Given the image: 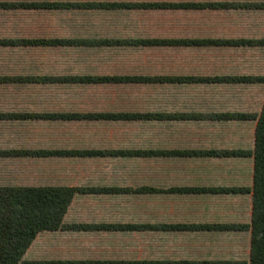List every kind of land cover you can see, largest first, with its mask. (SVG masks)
<instances>
[{
  "label": "crops",
  "instance_id": "crops-1",
  "mask_svg": "<svg viewBox=\"0 0 264 264\" xmlns=\"http://www.w3.org/2000/svg\"><path fill=\"white\" fill-rule=\"evenodd\" d=\"M35 1V0H22ZM42 1V0H38ZM52 1V0H49ZM59 1V0H56ZM85 1V0H61ZM118 1V0H117ZM264 2V0H155V2ZM123 11V10H120ZM176 16L185 26L180 36H164L155 38L173 39H217L245 38L252 40L264 39V36L229 35V32H257L263 27L264 10L217 9V10H155ZM37 17L38 12H32ZM142 34H125L124 36H140ZM239 36V37H237ZM22 48V47H21ZM174 49L180 54L177 60H184L186 66L178 72L168 74L189 75H264L260 72L257 62L264 46L228 47L194 45L180 47H161ZM27 49V48H23ZM207 53V54H206ZM204 54L209 58L205 61ZM132 56V54H128ZM191 58V59H190ZM259 58V57H258ZM190 59V60H189ZM259 60H261L259 58ZM174 62V61H173ZM175 63V62H174ZM116 64V63H115ZM126 69L137 70L132 63ZM124 69V70H126ZM4 75V74H0ZM257 85V84H253ZM31 86V87H28ZM35 85H1L0 84V115L3 114H44L53 112H109L138 111L130 107L103 108L90 110L80 107L75 98L79 94L78 87H52ZM167 88L169 85H166ZM239 87L232 84H199L172 85L169 100L158 103L155 111L163 112H203V113H258L248 112L239 104L235 97L213 93L212 88ZM251 86V85H250ZM209 97H208V96ZM97 99L96 94H89ZM88 96V97H89ZM209 101H206V98ZM213 97V99H212ZM225 97V98H224ZM264 99V98H263ZM263 102V100H262ZM262 105V104H261ZM247 105H245L246 107ZM242 110H238L241 109ZM261 109V107H260ZM145 111V110H143ZM147 111V110H146ZM153 111V110H151ZM158 124L157 136L162 138L163 147L157 149L171 150H251L254 148V121H199L169 120L155 122H123V121H55L31 118L0 117V151L11 150H119L135 149L142 146L155 145L153 136ZM111 125H117L112 128ZM145 128H142V127ZM99 128V129H91ZM247 129L249 131H247ZM252 130V134H251ZM146 137V138H143ZM156 149V147H155ZM18 157L2 156L0 162H9L10 168L0 166V171L18 167ZM35 171L49 178L34 186H71V187H117L139 188L151 186L134 182H125L123 177L131 174L137 176L144 170H152L151 174L167 175L166 182H155V209L167 212L161 215L158 222L151 214L141 215L137 209L141 203L124 207L119 202H111L103 211L100 206H85L83 196L95 193L77 194L69 207L64 221L66 223L84 224H155L153 232L125 231H87L93 238L90 248L57 247L54 240H61L58 235L50 232L40 233L26 251L24 261H130L155 260L160 264L172 261H243L248 262L250 253V231H205V230H171L164 225L186 224H242L251 222L252 192H245L253 187V156L237 157H196V156H157L155 159H141L122 156H48L31 157ZM164 161L158 164L156 161ZM39 163V164H37ZM37 164V165H36ZM157 164V165H155ZM155 165V167H154ZM31 165H19V168H30ZM91 168H100L102 176L112 175L113 178L100 185L75 183V177L83 181V172ZM171 168L173 172H171ZM115 170L116 173H113ZM150 174V172H147ZM55 177V179L53 178ZM155 180V178H153ZM143 183H146L144 180ZM90 184V183H89ZM133 184H139L136 188ZM12 186V185H11ZM27 186V184L21 185ZM239 188L244 192L218 194L197 192H166L170 188ZM132 193L97 194L114 197ZM95 195V197H97ZM92 196V195H91ZM189 202V203H188ZM122 206V207H120ZM136 209V210H135ZM122 211V213H121ZM72 215H69V214ZM155 232V234H154ZM63 238L67 240V233ZM153 233V234H152ZM155 235V242L150 244L148 237ZM150 236V237H151ZM39 240L43 242L38 243ZM55 244H52V243ZM159 246H161L159 248ZM148 250L146 257L141 258L138 252ZM155 252V253H154ZM153 256V257H149Z\"/></svg>",
  "mask_w": 264,
  "mask_h": 264
},
{
  "label": "trees",
  "instance_id": "trees-1",
  "mask_svg": "<svg viewBox=\"0 0 264 264\" xmlns=\"http://www.w3.org/2000/svg\"><path fill=\"white\" fill-rule=\"evenodd\" d=\"M0 9L6 11L44 12L51 11H82L107 13L120 10H217L246 9L264 10V2H139L117 0H85V1H3ZM219 47L264 46V39L252 40L245 38L217 39H173L143 36L100 35L61 37L43 35L38 37L0 38V47H22L31 49L58 50L64 48L88 49H124L134 58L140 56L145 47H180L202 45ZM134 58L130 61L135 62ZM138 68V67H137ZM1 85H41L54 87H89L97 85H199V84H232L253 85L264 84L261 75H189V74H108V73H54L42 75H0ZM3 118H31L59 121H123V122H155L169 120L199 121H254V148L250 150H171L155 149V145L142 146L135 149L119 150H11L0 151L2 156H126L141 159H155L157 156H198V157H237L253 156V187L245 192H252L251 222L242 224H203L186 225L170 224L163 227L171 230H217V231H250V253L248 262L241 261H172L163 264H264V99L258 113H203V112H163V111H109L79 112L65 111L44 114H3ZM239 188H170L166 192H197V193H237L244 192ZM154 186L133 188L117 187H71V186H21L0 185V264H160L155 260L130 261H24V255L40 233L56 231H125L153 232L155 224H84L66 223L65 216L77 194H155Z\"/></svg>",
  "mask_w": 264,
  "mask_h": 264
},
{
  "label": "rangeland",
  "instance_id": "rangeland-1",
  "mask_svg": "<svg viewBox=\"0 0 264 264\" xmlns=\"http://www.w3.org/2000/svg\"><path fill=\"white\" fill-rule=\"evenodd\" d=\"M3 1H22V0H3ZM56 1V0H52ZM61 1V0H59ZM118 1H139V2H155V0H118ZM40 16L33 15L32 12L26 11H6L0 9V38H21V37H38L43 35L61 36V37H75V36H92L94 34L100 35H116L124 36L125 34H142L143 37H166V36H180L185 31V26L181 25L178 21H174L176 18L173 14H164L161 11H155V9L144 10H123L113 11L107 13H92L82 11H51L50 14L47 11L39 12ZM264 20V14H263ZM229 35H249L251 37L264 36V22L261 30L257 32H229ZM237 36V37H239ZM140 51V56L134 58L129 56L124 49H88V48H64L58 50L44 49H24L20 47H0V74L6 75H42V74H54V73H108V74H149L155 75L156 73H168L169 71L178 72L177 70L183 69L186 66L184 60H177L180 52L174 49L168 50L167 48H155L145 47L137 49ZM207 54V53H206ZM204 54L205 61H209L208 56ZM257 62L260 64V72L264 74V52L259 54ZM261 60H259V58ZM134 58L135 62L130 61ZM191 59V58H190ZM189 59V60H190ZM175 63H174V62ZM116 63V64H115ZM132 63L137 70L126 69L128 64ZM126 69V70H124ZM264 76V75H261ZM31 87V86H28ZM34 87H39L35 85ZM54 86L48 87L52 88ZM172 85L167 86H139V85H97L83 87L78 86L79 94H76L77 102L80 107L90 110H101L103 108H116L130 107L136 108L141 111L155 110V106L161 102H167L170 96V89ZM213 93L223 94V96L235 97L232 94H238L239 99L236 101V105L239 104L244 110L249 112H259L264 98V84L260 85H241L239 87H217L212 88ZM96 94L97 99L92 100V96L89 94ZM89 96V97H88ZM208 96V95H207ZM209 97V96H208ZM206 101H209V98ZM225 98V97H224ZM213 99V97H212ZM245 105H247L245 107ZM238 109V110H242ZM247 111V112H248ZM91 112V111H90ZM112 128L117 125H111ZM91 129H99L92 128ZM142 128H145L144 126ZM158 124L155 126V134L153 139L155 141V147H163V139L157 136ZM247 131H249L247 129ZM252 134V130H251ZM146 138V137H143ZM28 157H18L16 162V169L0 171V185H24L34 186L36 184L45 182L49 178L44 177L42 173L35 171L36 168L32 167V161ZM158 164H164V161H156ZM39 164V163H37ZM36 164V165H37ZM19 165H31L30 168H19ZM157 165V164H155ZM154 165V167H155ZM0 166L10 168L9 162H0ZM152 170H144L143 174L137 176L127 175L122 179L125 182H134L139 184L149 183L155 187V182L161 183L162 178L164 182L169 178L167 175L158 176L151 174ZM150 172V174H147ZM171 172L173 169L171 168ZM113 173H116L115 170ZM55 179V177H53ZM113 176H102L100 168L83 172L82 179L80 181L78 177H75V183L86 185H100L105 180L108 182ZM155 178V180H153ZM146 183H143L142 181ZM90 183V184H89ZM139 184H133L136 188ZM225 194V193H217ZM228 194V193H226ZM225 194V195H226ZM92 195V196H91ZM83 196L82 201H77L82 205H96L100 206L103 211L109 206L111 202H119L124 207L133 205L136 201L141 203V208L137 209V213L140 215L151 214L158 222V218L161 215H166L167 212L157 211L155 209V194H127L123 196L114 197L112 195H97L91 194ZM97 195V197H95ZM77 196V195H76ZM189 203V202H188ZM122 207V206H120ZM136 210V209H135ZM122 213V211H121ZM69 215H72L71 213ZM53 235H58L61 240H54L57 247L68 246L71 248H90L89 246L93 238L88 236L89 233H67L69 236L67 240L63 238L66 234L62 231L50 232ZM153 234V233H152ZM155 234V232H154ZM151 236V235H150ZM150 244L155 242V235H152ZM43 242L39 240L38 243ZM52 244H55V243ZM161 246H159L160 248ZM91 249V248H90ZM149 253L148 250L138 252L137 256L141 258L146 257ZM155 253V252H154ZM153 257V256H149Z\"/></svg>",
  "mask_w": 264,
  "mask_h": 264
}]
</instances>
